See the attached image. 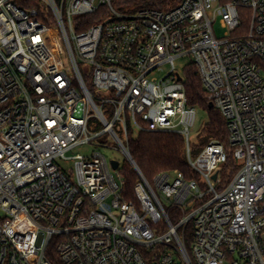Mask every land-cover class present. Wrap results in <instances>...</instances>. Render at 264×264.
Here are the masks:
<instances>
[{"label":"built area","instance_id":"1","mask_svg":"<svg viewBox=\"0 0 264 264\" xmlns=\"http://www.w3.org/2000/svg\"><path fill=\"white\" fill-rule=\"evenodd\" d=\"M189 66L229 140L196 159ZM141 133L181 136L196 178L148 182ZM0 213V264H52L53 245L62 264H264V0H0Z\"/></svg>","mask_w":264,"mask_h":264},{"label":"trees","instance_id":"2","mask_svg":"<svg viewBox=\"0 0 264 264\" xmlns=\"http://www.w3.org/2000/svg\"><path fill=\"white\" fill-rule=\"evenodd\" d=\"M87 19L89 24L98 21L97 16H90ZM185 88L190 105L208 114V123L201 133V149L213 140L221 142L226 149H229L226 121L218 110L209 108L210 101L206 97L201 80L193 66H189L185 72ZM128 149L140 173L151 184L158 174L175 170L184 173L189 179L196 178L187 161L185 140L179 135L141 133L137 137L130 138ZM238 169V164L230 155L222 171L223 179L229 181L238 172ZM121 173L127 181L126 200H132L134 199V188L140 182V177L128 160L123 163ZM172 221L175 223L173 218ZM187 245V249H189V243ZM47 256L52 264H62L54 245L49 249Z\"/></svg>","mask_w":264,"mask_h":264},{"label":"rangeland","instance_id":"3","mask_svg":"<svg viewBox=\"0 0 264 264\" xmlns=\"http://www.w3.org/2000/svg\"><path fill=\"white\" fill-rule=\"evenodd\" d=\"M126 1V0H125ZM190 63V59L188 57L182 58L180 60H177L176 65L178 70L182 71L186 65H188ZM159 75V74H157ZM208 123V114L205 111L202 110H198L197 113V122L195 127L192 130L191 136H190V143H191V149H192V158L196 159L198 157V155L201 152V147L200 145L202 144V137H201V133L202 130L204 128V126ZM102 142H106L111 148L110 149H105L102 150L101 152H103L110 160H117L118 162L121 163V166L123 165V163L127 160L126 157L120 153L117 150H114L112 148H115L117 145L114 141L109 140V138H104L102 139ZM101 150L99 147L97 146H80L77 147L75 150H73L72 152H70L67 156L69 157H75L78 155H91L93 154L95 151ZM74 165V160H69L67 162L63 163V167L66 169H71ZM0 216H2V213H0ZM188 237L190 238V234L188 235Z\"/></svg>","mask_w":264,"mask_h":264},{"label":"water","instance_id":"4","mask_svg":"<svg viewBox=\"0 0 264 264\" xmlns=\"http://www.w3.org/2000/svg\"><path fill=\"white\" fill-rule=\"evenodd\" d=\"M209 108H213V104H209ZM112 165H113V167L115 168V169H117L118 168V166H119V163L118 162H112ZM217 178V175H215L214 176V179H216Z\"/></svg>","mask_w":264,"mask_h":264}]
</instances>
